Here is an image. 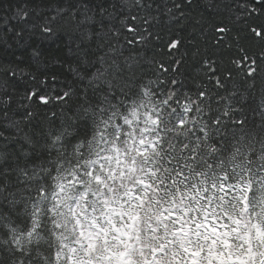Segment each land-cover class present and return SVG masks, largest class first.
Returning a JSON list of instances; mask_svg holds the SVG:
<instances>
[{"label": "snow or ice", "instance_id": "obj_1", "mask_svg": "<svg viewBox=\"0 0 264 264\" xmlns=\"http://www.w3.org/2000/svg\"><path fill=\"white\" fill-rule=\"evenodd\" d=\"M224 7L188 79L140 50L221 0H0V264H264V0Z\"/></svg>", "mask_w": 264, "mask_h": 264}, {"label": "trees", "instance_id": "obj_2", "mask_svg": "<svg viewBox=\"0 0 264 264\" xmlns=\"http://www.w3.org/2000/svg\"><path fill=\"white\" fill-rule=\"evenodd\" d=\"M231 0H221V8L219 9L220 15L210 17L204 22V31H200V26L197 25L193 27L192 25H187L181 27L179 25L172 24L171 22H165V25L158 26L155 30L159 32L161 39L153 40L147 46H142L140 50V54L145 58L146 62L152 60L153 58L159 59H168L166 55H164V43L168 41L172 37H176L183 41L182 47L180 48V52L176 53V55H180L182 53H187L186 63L182 69L184 73V77L191 79L192 77L197 75L198 72V61L205 57H211L215 59L222 67L227 65V62L230 58L237 56V49L242 44L245 47H248V42L239 41V43H234L231 49L227 47L215 48L213 47V42L210 41L209 37L211 35V24H227L229 28H232L233 31L231 36L233 40L237 37L238 33L236 31L240 25H234V18L232 14L224 7V5L230 3ZM243 35V33H240ZM65 40L64 37L56 40L55 43L51 45L52 48H57L60 44ZM252 51L259 53V46H254ZM12 57H8L0 53V60L6 61L7 59H11ZM67 78L70 80L71 75L65 73Z\"/></svg>", "mask_w": 264, "mask_h": 264}]
</instances>
